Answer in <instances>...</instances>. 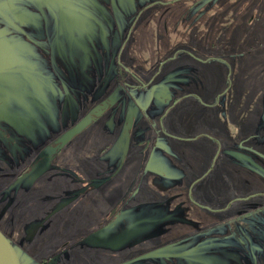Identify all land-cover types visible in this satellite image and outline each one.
I'll return each mask as SVG.
<instances>
[{
	"label": "rangeland",
	"instance_id": "1",
	"mask_svg": "<svg viewBox=\"0 0 264 264\" xmlns=\"http://www.w3.org/2000/svg\"><path fill=\"white\" fill-rule=\"evenodd\" d=\"M209 4L0 0L20 264H264V0H221L215 30Z\"/></svg>",
	"mask_w": 264,
	"mask_h": 264
},
{
	"label": "crops",
	"instance_id": "2",
	"mask_svg": "<svg viewBox=\"0 0 264 264\" xmlns=\"http://www.w3.org/2000/svg\"><path fill=\"white\" fill-rule=\"evenodd\" d=\"M174 1H181V0H174ZM210 4L209 6L212 7V10H211V14L208 15L209 17V20L211 21L212 20V29L215 30V26H219L221 24V17H220V13H219V8L221 6V0H209ZM194 11H192L193 13ZM204 13V12H203ZM198 14V13H197ZM228 14V15H227ZM231 14H232V11L229 9L227 12H224V17H223V21H225L226 23L229 22L231 20ZM190 15V14H189ZM194 16H198V15H194ZM203 16V15H202ZM200 17V16H199ZM197 17V19L199 18ZM196 19V20H197ZM220 20V21H219ZM204 27H205V23L201 22V21H196V23L194 22L192 24V26L190 27V31H192L193 33L196 32L197 34L198 33H201L202 30H204ZM209 27V26H208ZM206 80L203 78L202 80L200 81H196L194 82V84L192 85V88H196V86H205V83ZM188 94V93H186ZM175 95V94H174ZM191 96H194V95H191ZM158 98V101L161 102H168V100L170 99L171 100V96H168L166 97L165 99L161 98L159 95L157 96ZM217 102H220V101H217ZM218 114V117H216V120H219L218 123H220V120H221V116H220V112L217 113ZM216 114V115H217ZM165 134V133H164ZM167 135V134H165ZM171 135V134H170ZM199 135H204L206 136L204 133H201ZM171 137H173L174 139L176 140H182L181 138L177 137V136H174V135H171ZM192 138H195V137H192ZM209 141H213L214 139L211 137V138H208ZM218 141V146H219V150H220V146H221V142H220V139H217ZM215 142V141H214ZM216 144V142H215ZM170 168L172 170H174V167L173 165H170ZM167 176H170V175H167Z\"/></svg>",
	"mask_w": 264,
	"mask_h": 264
},
{
	"label": "water",
	"instance_id": "3",
	"mask_svg": "<svg viewBox=\"0 0 264 264\" xmlns=\"http://www.w3.org/2000/svg\"><path fill=\"white\" fill-rule=\"evenodd\" d=\"M84 126V122H80L70 130L66 131L61 137V143L65 144L72 136L78 133ZM0 264H20L18 254L7 238V236L0 229Z\"/></svg>",
	"mask_w": 264,
	"mask_h": 264
},
{
	"label": "flooded vegetation",
	"instance_id": "4",
	"mask_svg": "<svg viewBox=\"0 0 264 264\" xmlns=\"http://www.w3.org/2000/svg\"><path fill=\"white\" fill-rule=\"evenodd\" d=\"M81 122H84V126H85V124L87 123V121H86V120H83V121H81ZM84 126H83V127H84Z\"/></svg>",
	"mask_w": 264,
	"mask_h": 264
}]
</instances>
